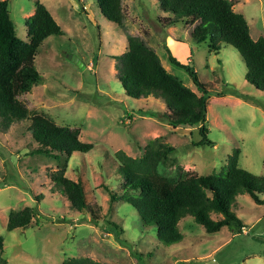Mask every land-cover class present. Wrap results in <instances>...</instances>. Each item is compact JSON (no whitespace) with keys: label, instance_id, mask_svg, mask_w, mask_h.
<instances>
[{"label":"rangeland","instance_id":"374dc122","mask_svg":"<svg viewBox=\"0 0 264 264\" xmlns=\"http://www.w3.org/2000/svg\"><path fill=\"white\" fill-rule=\"evenodd\" d=\"M38 1L64 33L48 37L38 48L35 66L44 80L21 99L59 125L80 128V139L94 148L74 153L70 160L34 154L38 144L31 120L15 123L7 132L0 128V234L7 264H64L72 258L103 264H264V204H256L249 194L240 195L233 209L247 231L223 227L208 233L187 216L180 222L184 240L173 245L160 242L155 226L144 224L135 207L123 200L111 203L109 197L110 191L122 190L114 153L121 150L140 158L157 137L175 146L172 156L184 171H221L229 155L240 149V166L264 176V90L246 80L241 54L221 41L218 52L210 41L197 44L191 25L162 27L158 18L164 13L156 0H123L122 26L109 21L96 0H9L17 35L25 41L26 19ZM233 1L235 11L247 19L251 36H264V0ZM130 35L140 36L171 74L201 95L189 73L170 62L168 50L179 60H191L212 92L206 123L212 145L195 146L202 138L198 126L171 127L163 117L169 112L163 99H134L125 93L117 57L127 50ZM236 92L241 97L232 95ZM60 169L74 181L83 180L88 211L74 210L51 190L49 173ZM25 207L36 209L39 225L8 231L9 213Z\"/></svg>","mask_w":264,"mask_h":264},{"label":"trees","instance_id":"16d2710c","mask_svg":"<svg viewBox=\"0 0 264 264\" xmlns=\"http://www.w3.org/2000/svg\"><path fill=\"white\" fill-rule=\"evenodd\" d=\"M103 15L122 26L126 17L123 0H96ZM164 16L159 23L164 28L179 24L192 26L191 37L197 43L211 42L218 52L221 41L232 45L246 64V80L264 90V36L254 39L245 16L235 11L233 0H156ZM25 41L16 32L9 10V0H0V128L7 132L12 125L31 120L32 138L38 144L34 154L52 157L74 153H88L94 144L80 139V128L59 125L44 111L32 110L22 96L32 92L34 85L44 77L35 66L38 48L52 35L61 36L63 30L48 8L37 2L35 12L26 19ZM172 64L185 69L202 93L199 95L171 74L163 65L157 51L136 35L128 37L127 50L117 57L118 77L125 93L134 99L153 96L163 99L169 112L164 120L173 128L198 126L201 140L195 146L212 145L208 138L207 112L211 93L199 79L191 60L182 61L168 50ZM218 96L226 93L216 92ZM232 95L241 97L236 92ZM157 116V115H156ZM140 158L124 151L114 153L118 171L122 175L121 192H109L111 203L123 200L135 207L147 225H154L157 237L165 245L184 240L180 222L187 216L201 224L208 233L223 227L243 231L245 224L233 210L238 197L249 194L256 204H264V176L253 174L240 166V149L229 155L221 171L207 175L184 171L172 155L175 146L163 143L161 137L152 139ZM176 167L175 171H171ZM51 190L65 197L71 207L89 210L83 180L74 181L65 175V169L49 173ZM236 205V206H235ZM213 215L220 218L215 219ZM39 214L32 207L12 210L7 230L26 229L34 222L39 225ZM34 224V225H35ZM4 237L0 234V264ZM64 264H103L90 258L69 259Z\"/></svg>","mask_w":264,"mask_h":264},{"label":"water","instance_id":"95a60500","mask_svg":"<svg viewBox=\"0 0 264 264\" xmlns=\"http://www.w3.org/2000/svg\"><path fill=\"white\" fill-rule=\"evenodd\" d=\"M70 59L76 64L78 65L80 68L85 69L86 65L77 57L75 56H70Z\"/></svg>","mask_w":264,"mask_h":264},{"label":"crops","instance_id":"0c3cea01","mask_svg":"<svg viewBox=\"0 0 264 264\" xmlns=\"http://www.w3.org/2000/svg\"><path fill=\"white\" fill-rule=\"evenodd\" d=\"M34 12H35V10L32 12L31 15H33ZM31 15H30V16H31ZM261 198L264 199L262 196H261ZM237 200H238V199H237ZM238 204H239V201H238ZM243 223H244V222H243ZM244 224H245V223H244ZM245 229H246V224H245V227L243 228V231H242V232L247 231V230H245ZM6 264H7V261H6Z\"/></svg>","mask_w":264,"mask_h":264}]
</instances>
